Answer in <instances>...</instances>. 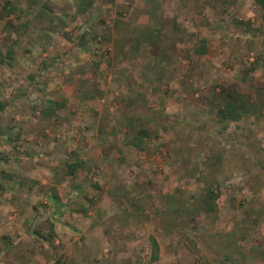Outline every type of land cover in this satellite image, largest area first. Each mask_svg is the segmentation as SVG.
Listing matches in <instances>:
<instances>
[{"label":"rangeland","instance_id":"rangeland-1","mask_svg":"<svg viewBox=\"0 0 264 264\" xmlns=\"http://www.w3.org/2000/svg\"><path fill=\"white\" fill-rule=\"evenodd\" d=\"M230 85L264 91L253 0H0V264H264V113L222 126Z\"/></svg>","mask_w":264,"mask_h":264},{"label":"trees","instance_id":"trees-1","mask_svg":"<svg viewBox=\"0 0 264 264\" xmlns=\"http://www.w3.org/2000/svg\"><path fill=\"white\" fill-rule=\"evenodd\" d=\"M254 3L264 8V0H253ZM12 11V10H11ZM86 36H82L84 39ZM14 45L8 48L7 54L3 56V59L6 61L13 57ZM207 47L204 45V42L198 47L196 50L200 55H205L207 53ZM4 60V61H5ZM5 61V62H6ZM4 62V63H5ZM222 95V105L217 111V120L218 122L227 127L233 123H237L240 121H244L247 118L252 116L259 117L264 113V91H259V94L251 93H241L235 85H230L221 90ZM64 106L62 102L56 101H48L47 106L42 111V114L45 118L54 117L59 110H61ZM0 110H4L3 104L0 103ZM150 136L149 131L145 129L137 130L135 136L131 137L129 143L131 146L137 148L138 150L143 151L144 141ZM81 164H66L67 173L70 176H74L77 169H79ZM219 193H215L214 190L208 189L206 190L205 195L201 200L202 208L208 212L212 213L216 211V201L219 199ZM48 198L52 202V206L54 207V212L59 214L61 212L59 207L58 197L51 193L48 195ZM151 262L154 263L159 260L160 247L158 241L151 237Z\"/></svg>","mask_w":264,"mask_h":264}]
</instances>
